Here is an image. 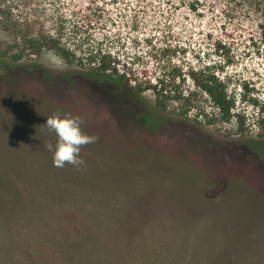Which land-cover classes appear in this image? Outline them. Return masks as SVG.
<instances>
[{
  "label": "rangeland",
  "instance_id": "1",
  "mask_svg": "<svg viewBox=\"0 0 264 264\" xmlns=\"http://www.w3.org/2000/svg\"><path fill=\"white\" fill-rule=\"evenodd\" d=\"M0 1L12 20L36 21L30 33L58 32L63 44L78 52L66 57L45 45L36 53L20 45V24L8 29L0 23L4 55L0 73L14 75L24 63L34 61L51 71L79 73L113 116L99 118L102 133L85 130L97 140L81 148V153L97 157L104 179L100 184L94 181L97 188L87 186L89 182L56 185L59 196L52 199V190L39 188L32 158L45 157L39 140L49 136L57 140L45 125L48 117L57 113L78 117L82 110L72 101L61 106L49 97L20 90V107L39 113L42 132L37 131L29 116L14 118L9 111L3 96L7 87L0 78V104L5 109L0 111V140L20 146L24 163L17 172L10 164H0V264H20V252L26 248L20 235L34 237L33 230H41L20 226L23 219L15 196L24 184L39 199L32 200L47 208L39 212L56 219L61 238L70 241L90 223L83 206L92 209L111 201L127 208L142 226L125 250L130 264H264V0ZM84 15L93 20L88 26L90 43L111 52L120 71L129 72L133 85L176 81L188 92L193 89L192 68L216 71L228 81V91L236 100L232 119H220L207 94L202 104L204 112L216 117L211 124L202 115V123L197 122L199 108L186 114L182 102L175 99L162 109L152 88L142 95L129 88L117 91L116 75L88 68L87 55L81 51L88 45L82 42L87 33L80 23ZM20 51L26 61H13ZM49 52L63 60L61 68L51 62ZM142 116L147 120L142 121ZM111 120L112 129L106 127ZM84 122L82 126L88 124ZM79 187L104 197L83 200ZM37 201L27 213L35 210ZM31 244L42 258L32 264H52L51 260L63 264L57 259L59 246L43 239Z\"/></svg>",
  "mask_w": 264,
  "mask_h": 264
},
{
  "label": "trees",
  "instance_id": "2",
  "mask_svg": "<svg viewBox=\"0 0 264 264\" xmlns=\"http://www.w3.org/2000/svg\"><path fill=\"white\" fill-rule=\"evenodd\" d=\"M4 7L5 6H3L0 1V23L8 29L16 28V26H19L20 24V45L30 48L36 53H39L42 48L47 45L58 49V51L66 57H75V55H78V52H76L74 48L72 49L63 44L62 34L58 32L46 34L42 31L30 33L29 30L33 29L36 21L26 17L14 21L11 17H8L10 13L6 12ZM92 22L93 20L89 15H84L80 22L81 28L87 31L82 42L88 43V45L84 46V49L81 51H84L87 55L89 61L88 68L96 70L97 72L116 75L117 82L115 87L117 91L123 92L125 89L129 88L137 91L139 95H142L145 89L152 88L157 93V104L162 109H167L170 99H175L182 102L186 114L191 108H199L200 111L196 116L197 122L202 123V118L199 119L200 115H202L203 118L211 124L215 122L216 117L214 114L204 112L202 104L203 95L207 94L218 107L219 112L221 113L220 119L226 121L232 119L234 116L233 109L236 105V100L228 91V81L225 78H221L216 71L204 68H192L189 77L193 81V89L190 91L188 90V92H185V88L182 84L176 83V81L167 84L165 83V80H161L153 84L149 82L146 85L143 84L144 82H138L137 85H133L131 78L128 75L129 72L120 71V68L116 64L117 60L111 52H106L105 49L98 48L90 43V40L93 38L90 37L92 32H90L88 26L91 27ZM41 24L43 25V23ZM61 28L62 27H60L58 31H61ZM18 39L19 36H16L17 43L19 42ZM23 54L24 53L20 51L17 56L12 58L13 61L19 63L24 61ZM2 60H4V55L0 52V63H2ZM81 61L83 60L81 59ZM0 78L4 80V85L7 87L6 90L4 89L5 92L3 91V96L7 98L6 103L10 107L9 111L13 110L14 113L12 114L14 118L20 115L25 117L29 116L31 122L30 126L33 129H36L37 127V131H40L37 122L39 113L35 110L25 111L20 107V90L25 89L28 93L30 91L39 96L41 95L40 97H49L61 106L66 104V100L77 103L76 105L82 110L81 113H78V117L83 121L88 122V124H85L84 126L81 125L83 131L87 130L90 132L94 131L102 133V128L98 124L99 118L112 119L113 117L103 100L100 97H97L85 77L79 73L51 71L34 61L24 63L14 75L0 73ZM38 95L37 98H39ZM88 96L89 99H87ZM40 99L42 100V98ZM42 101H46V99H43ZM98 101L100 105H98ZM96 102L97 105L100 106L99 108L95 107ZM14 103H17L18 105H15ZM57 109V112L61 111L60 108H58V105ZM3 110L5 111L4 106L0 104V111ZM141 119L142 121H146L147 117L142 116ZM112 124L114 125L111 120L106 124V127L112 129L115 127ZM49 137H46L45 140L38 141L39 148L46 152L45 157L37 155L35 158H32V161L34 162L33 164H35L38 170V173H35V177L38 178L37 181H39V188L43 186L47 190H52L49 195L52 199H58L59 195L56 193V185H61L69 181L72 182V184L89 182L91 184H88L87 186L93 187H96V185L93 184L95 183L94 181L100 184V180L104 179V174L99 167H97L98 164L95 161L97 160V157L90 154H83L80 152V158L85 163L81 165L79 169L70 164H65L64 167H55L53 164V152L49 151L46 145L50 142L55 145L57 140H53L52 137H50L52 138L50 139ZM13 145L14 146L8 145L0 140V151L3 150V152H0V164H10L9 166L16 169L17 172L20 171V166H22V168L24 167V163L23 158L20 156V150L18 149L20 146L17 144ZM16 150H18L17 155H15L14 152ZM8 152H12V154ZM111 163H114L113 159L111 160ZM66 167L69 168L68 171ZM14 174L18 177L20 176L18 173ZM45 181L46 183H44ZM24 186L23 190L20 188V194L17 193L15 196L18 203L17 206L19 207L20 205V216L23 219V221L20 222V226L29 227L31 225V228L40 226L41 230H33V233L35 234L32 236L34 237H28L27 235L24 238L20 235V244H23L24 247H26L25 252H20V264H32L38 256L41 258L38 249L37 252L34 250L36 246L31 244V240L40 242L42 239L45 244L49 242L60 247L62 252L59 251L60 256H57V259H61L63 264H130V259L126 257L127 252L125 250L128 249L132 238L138 234L136 232L139 231L142 226L138 218L133 216V213L132 215L128 214L127 208L118 207L114 203H111V201L102 203V205L96 206L92 209L83 206V212L91 218L90 223L88 222L86 227L81 230V233L77 234L70 241L64 237L61 238L62 232L58 229L56 219H51L50 214L47 212H39V210L47 208L41 201L32 200L38 199L33 196L34 192L30 194V191H32L33 188L27 184H24ZM79 188L80 192H84L82 187ZM93 192H95L93 189L85 191L84 194L86 199L83 200L90 199L92 201L93 199H96L102 201L104 195L101 196L99 191L96 193ZM28 194L30 195L28 196ZM34 201H37L35 204L37 206H34L35 210L32 211L31 209V211L27 213V209L30 208V205H32ZM48 208H50V206H48ZM156 242L157 241H153V243ZM45 257L46 254L43 257V261H46L45 259H47V257ZM51 261L52 264H55V260Z\"/></svg>",
  "mask_w": 264,
  "mask_h": 264
},
{
  "label": "clouds",
  "instance_id": "3",
  "mask_svg": "<svg viewBox=\"0 0 264 264\" xmlns=\"http://www.w3.org/2000/svg\"><path fill=\"white\" fill-rule=\"evenodd\" d=\"M48 58L57 68L62 67L63 60L60 57L49 52ZM83 123L85 122L80 117L61 116L59 113L47 118L45 125L57 137L55 145L51 142L46 145L47 149L53 152L55 167H64L65 164H70L79 169L85 163L80 158L81 148L95 143L97 137L85 133L81 127Z\"/></svg>",
  "mask_w": 264,
  "mask_h": 264
}]
</instances>
